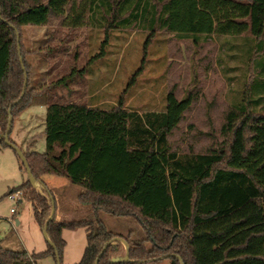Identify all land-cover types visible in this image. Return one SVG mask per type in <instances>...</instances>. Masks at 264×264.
I'll return each instance as SVG.
<instances>
[{
    "label": "trees",
    "instance_id": "obj_1",
    "mask_svg": "<svg viewBox=\"0 0 264 264\" xmlns=\"http://www.w3.org/2000/svg\"><path fill=\"white\" fill-rule=\"evenodd\" d=\"M33 25L47 28V43L37 51L46 55L49 79L39 86L30 83L31 50L22 37V28ZM83 28L103 29L105 37L100 50L77 68L72 61L80 53L69 44ZM115 30L146 31V44L159 30L196 45L218 39L225 50L218 60L231 85L218 133L212 128L196 136L192 130L176 139L198 100L191 90L180 95L169 89L162 111L129 109L124 94L103 108L94 91L84 101H52L58 86L85 75L105 54ZM37 97L47 98L46 150L24 152L36 180L43 174L66 177L84 189L82 203L97 213L133 217L145 232L142 238L124 237L132 261H114L126 246L119 240L108 244L120 235L100 219L54 218L47 233L61 260L64 230L84 226L87 245L73 264H96L98 258V264H264V0H0V144L8 146L9 110L14 125ZM201 136L212 142L200 145ZM18 191L44 229L51 192H38L29 180L9 193ZM56 249L0 245V264L56 259Z\"/></svg>",
    "mask_w": 264,
    "mask_h": 264
},
{
    "label": "rangeland",
    "instance_id": "obj_2",
    "mask_svg": "<svg viewBox=\"0 0 264 264\" xmlns=\"http://www.w3.org/2000/svg\"><path fill=\"white\" fill-rule=\"evenodd\" d=\"M46 31L45 26L22 28L24 44L31 50L28 59L32 65V86H39L49 79L46 55L37 51L47 43ZM147 36L148 32L143 30L112 31L105 54L91 65L85 75L76 76L69 86H58L55 89L56 97L51 98L52 101H62V97L65 100L84 101L89 99V92L94 91L93 94L99 99L95 102L103 108H111L124 94L126 107L129 109L140 112L162 111L166 108L169 89L176 88L180 95L191 90L198 96V100L187 113L176 139L191 136L189 133L192 130V135L196 136L200 131L212 128L218 133L223 121V111L227 108V92L231 86L218 60L225 51L219 40L215 38L213 40L216 41L196 45L190 40H180L173 34L159 30L152 41L146 44ZM104 37L103 29H80L69 44L71 50L75 49V52L78 50L80 53L72 64L77 68L84 67L100 50ZM140 68L142 70L135 84L129 86ZM46 99L35 98L14 121L10 137L24 152L44 153L46 150ZM190 124H194V129L190 128ZM198 139L201 141L200 145L212 142L204 136ZM49 175L61 180L55 183L51 182L50 177L45 178L51 190L47 194L57 197L55 207L58 204L60 209L57 219L94 223L100 219L108 230L123 238L129 234L137 238L145 236L144 230L133 217L97 213L90 204L79 200V194L83 191L81 186L71 183L66 177ZM27 180V172L17 151L9 145L0 144V245L11 250L42 252L49 248L50 243L34 216L32 203L18 194H15L18 199L14 202L9 193L13 187ZM35 188L40 193L45 192L40 182ZM12 208L15 212H12ZM63 237L66 240L62 254L63 264L79 262L87 245L86 227L65 229ZM37 264H57V260L49 255L40 259Z\"/></svg>",
    "mask_w": 264,
    "mask_h": 264
},
{
    "label": "water",
    "instance_id": "obj_3",
    "mask_svg": "<svg viewBox=\"0 0 264 264\" xmlns=\"http://www.w3.org/2000/svg\"><path fill=\"white\" fill-rule=\"evenodd\" d=\"M18 50L21 51V45H20V38H19V36H18ZM22 60L23 59L21 58V61ZM27 85H28V76L26 74L25 75V80H24V91L26 90ZM23 94H24V92H23ZM19 101L20 100H18V102ZM9 113L10 114H9L8 127H7L6 133L4 135L5 142H6L7 145L13 147L17 151V153L19 154V156H20V158H21V160L23 162V165H24V167L26 169V172H27V175H28V180L30 181V183L34 187H37V184H38L39 181L36 180V178H35L32 170L30 168L29 162L27 160V157H26L24 151L15 142H13L11 140L10 135H11L12 126H13V116L11 114V109L9 110ZM49 198H50V200L52 202V212H51V215H50V217H49V219H48V221H47V223H46V225H45V227H44L43 230H44V234H45L48 242L50 243V245H52L56 249L55 244L50 239V237L48 236V233H47V225H48V223H49L50 220L54 219L55 213H56V207H55L54 197L52 195H49ZM117 240H119V241H121V242H123L125 244V246H126V252H125V255L122 258H115L114 261H117V260H123V261H127V262L132 261V259L130 257L129 244H128V242L123 237L116 236L113 239H111L108 242V244L111 243V242H113V241H117ZM108 244L104 247V249L102 250V253L106 250ZM55 253H56L57 264H62L60 252L56 249ZM98 261H99V258L96 260V264H98Z\"/></svg>",
    "mask_w": 264,
    "mask_h": 264
},
{
    "label": "crops",
    "instance_id": "obj_4",
    "mask_svg": "<svg viewBox=\"0 0 264 264\" xmlns=\"http://www.w3.org/2000/svg\"><path fill=\"white\" fill-rule=\"evenodd\" d=\"M46 177H50V180H51V182H55V183H57V182H60L61 180H59L60 178H53L54 176H52V175H49V174H43L42 176H41V180L39 181L40 182V184L43 186V188L45 189V192L46 191H49L50 189H49V186H48V183L49 182H47L46 180H45V178ZM61 177V176H60ZM83 191H84V189H83ZM82 191V192H83ZM50 192H51V190H50ZM44 193V192H43ZM81 193V192H80ZM54 196V195H53ZM54 200L57 202V197L56 196H54ZM59 206H58V204H57V207H56V214H55V219L56 220H61V219H57L58 218V212H59ZM63 218V217H62ZM62 221V220H61ZM63 221H67V220H63ZM32 252H35V251H32Z\"/></svg>",
    "mask_w": 264,
    "mask_h": 264
},
{
    "label": "built area",
    "instance_id": "obj_5",
    "mask_svg": "<svg viewBox=\"0 0 264 264\" xmlns=\"http://www.w3.org/2000/svg\"><path fill=\"white\" fill-rule=\"evenodd\" d=\"M15 194H18V196H19V195H22V191H18V192L12 193V194L10 195L11 199H12L14 202L18 199V197H16ZM12 212H15V209H14V208H12Z\"/></svg>",
    "mask_w": 264,
    "mask_h": 264
}]
</instances>
